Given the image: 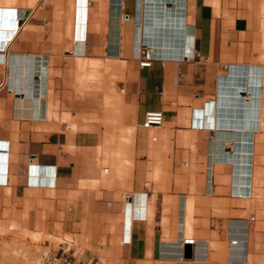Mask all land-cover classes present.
Listing matches in <instances>:
<instances>
[{
	"label": "crops",
	"instance_id": "1",
	"mask_svg": "<svg viewBox=\"0 0 264 264\" xmlns=\"http://www.w3.org/2000/svg\"><path fill=\"white\" fill-rule=\"evenodd\" d=\"M102 56L133 69L122 142L73 128L71 73L100 83L119 69ZM148 111L162 124L143 127ZM31 199L120 238L116 264H256L264 0H0V205Z\"/></svg>",
	"mask_w": 264,
	"mask_h": 264
},
{
	"label": "rangeland",
	"instance_id": "2",
	"mask_svg": "<svg viewBox=\"0 0 264 264\" xmlns=\"http://www.w3.org/2000/svg\"><path fill=\"white\" fill-rule=\"evenodd\" d=\"M119 66L117 70L103 68L100 83L88 82L85 70L77 68L71 73L74 89L73 96L77 102L75 109V129L91 131L99 139L113 136L116 142L124 126H131L133 133L132 92L130 82L133 80V69L129 63L118 59H100ZM76 62V61H75ZM120 94L109 103L106 94ZM116 101V103H115ZM115 107L120 114L114 113ZM67 120V118L65 119ZM79 122H81L79 124ZM98 153V152H97ZM98 168L102 171L104 164L100 161ZM131 163L126 168H129ZM264 207V206H262ZM256 234L251 243L258 253L249 257L250 263L264 264V210L256 212ZM107 232H116L117 220H109ZM92 221H83L73 225V231L65 230L63 221L58 220L52 204L31 199L24 204L0 205V264H47L51 256L65 257L76 264L85 256L87 264H116L115 249L120 238L97 237L99 229ZM105 230V232H106ZM79 232V234H76ZM260 251V252H259Z\"/></svg>",
	"mask_w": 264,
	"mask_h": 264
},
{
	"label": "built area",
	"instance_id": "3",
	"mask_svg": "<svg viewBox=\"0 0 264 264\" xmlns=\"http://www.w3.org/2000/svg\"><path fill=\"white\" fill-rule=\"evenodd\" d=\"M153 59L154 58L149 54V49L147 47H143V50L141 51L139 56V64L142 66H148L151 64ZM162 122H163V114L161 111H148L144 115L142 126L150 127L154 125H161ZM183 242L193 244L194 238L190 236H186L184 237ZM231 243H236V242L232 241ZM46 262L47 264H73L71 260L65 257H56V256H51L46 258Z\"/></svg>",
	"mask_w": 264,
	"mask_h": 264
},
{
	"label": "bare ground",
	"instance_id": "4",
	"mask_svg": "<svg viewBox=\"0 0 264 264\" xmlns=\"http://www.w3.org/2000/svg\"><path fill=\"white\" fill-rule=\"evenodd\" d=\"M143 47H147L148 49H149V54H150V56H152L153 57V52L151 51V49L147 46V45H142ZM140 53H141V51H140ZM140 53H139V56H140Z\"/></svg>",
	"mask_w": 264,
	"mask_h": 264
}]
</instances>
